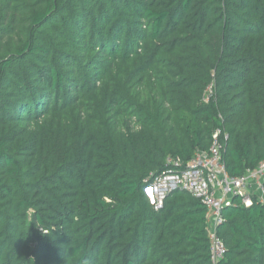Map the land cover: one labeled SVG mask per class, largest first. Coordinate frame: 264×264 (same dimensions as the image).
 Instances as JSON below:
<instances>
[{"label": "trees", "instance_id": "obj_1", "mask_svg": "<svg viewBox=\"0 0 264 264\" xmlns=\"http://www.w3.org/2000/svg\"><path fill=\"white\" fill-rule=\"evenodd\" d=\"M218 130L264 161V0H0V264H212L202 201L146 188ZM223 216L264 264V202Z\"/></svg>", "mask_w": 264, "mask_h": 264}, {"label": "built area", "instance_id": "obj_2", "mask_svg": "<svg viewBox=\"0 0 264 264\" xmlns=\"http://www.w3.org/2000/svg\"><path fill=\"white\" fill-rule=\"evenodd\" d=\"M227 140V133L218 130L208 151H197L185 168L169 170L146 188V194L156 208L162 206L167 194L178 189L189 192L202 201L206 208L212 264H221L227 252L218 233L224 222L225 207L233 204V199L237 196L247 206L252 203L253 196L264 202V161L242 176H231L223 158ZM168 163L174 167L182 164L172 158L168 159Z\"/></svg>", "mask_w": 264, "mask_h": 264}]
</instances>
